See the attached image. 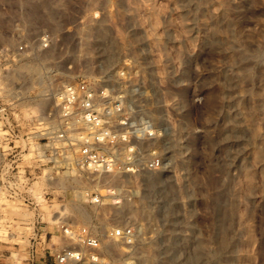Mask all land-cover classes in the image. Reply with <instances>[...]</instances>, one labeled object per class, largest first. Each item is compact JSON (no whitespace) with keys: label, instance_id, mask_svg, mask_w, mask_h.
<instances>
[{"label":"rangeland","instance_id":"rangeland-1","mask_svg":"<svg viewBox=\"0 0 264 264\" xmlns=\"http://www.w3.org/2000/svg\"><path fill=\"white\" fill-rule=\"evenodd\" d=\"M29 66L34 78L7 77ZM78 80L166 128L160 169L79 182L54 166L45 133ZM8 166L26 197L0 199V264H42L65 243L50 217L63 208L81 210L110 264H264V0H0ZM117 227L131 237L108 240Z\"/></svg>","mask_w":264,"mask_h":264},{"label":"built area","instance_id":"built-area-1","mask_svg":"<svg viewBox=\"0 0 264 264\" xmlns=\"http://www.w3.org/2000/svg\"><path fill=\"white\" fill-rule=\"evenodd\" d=\"M46 38L48 35L42 38L45 47ZM58 93L55 126L45 133L51 142L47 150L54 166L63 169L69 164L82 173H132L162 167L156 143L165 137L166 128L130 110L120 92L104 83L97 86L78 80L67 82ZM12 170L8 166L0 173V199L26 197L17 192L19 181ZM89 199L92 203L99 201L97 196ZM62 232L65 243L45 251L42 264H110L104 256L105 245L89 228L69 226ZM130 237L129 228H111L106 232L110 241Z\"/></svg>","mask_w":264,"mask_h":264},{"label":"bare ground","instance_id":"bare-ground-1","mask_svg":"<svg viewBox=\"0 0 264 264\" xmlns=\"http://www.w3.org/2000/svg\"><path fill=\"white\" fill-rule=\"evenodd\" d=\"M217 8H219V5L218 6H216ZM101 42V41H100ZM97 43H99V42H97ZM102 45V44H101ZM100 45V50L102 49V52H103V48L105 47V45H104V43H103V45L101 46ZM97 48V47H96ZM107 50H108V48H107ZM100 52V51H99ZM105 52V51H104ZM106 54V53H105ZM104 54V55H105ZM106 56H108V55H106ZM107 58V57H106ZM21 70V69H20ZM17 71V72H15V73H11V74H9V75H7V77L9 78V79H17V78H24V79H26V78H34L35 77V73H37L36 71H37V68H34V67H27V68H25V70L23 69V71ZM28 76H27V75ZM38 74V73H37ZM59 83L60 82H58V85H59ZM59 94V93H58ZM58 94H56L57 96H58ZM154 113V112H153ZM160 150V149H159ZM259 157V156H258ZM253 158V157H252ZM258 159V158H257ZM256 162V161H255ZM66 173H74V176H75V181H79L80 182V177L81 176H78L77 174H79L80 175V173H78V169L77 168H75V167H72V166H70L69 164H66ZM252 173V172H251ZM247 174V173H246ZM248 175H250V174H248ZM73 176V175H72ZM247 176V175H246ZM251 176V175H250ZM102 191V190H101ZM108 191H111L110 189L108 190ZM78 194V193H77ZM78 196L80 197H83L84 196V191H80V193L78 194ZM78 197V198H79ZM115 202V201H114ZM66 208V207H65ZM59 212H60V214H56L55 212L54 213H52L51 214V220L54 222V223H58L59 224V227L60 228H62V231H63V228H65V227H69V226H72V228L73 229H76L77 228V225L80 223L81 225H83V224H85V218H84V216H83V213L81 212V210H78L75 214H74V216H73V213H72V216H64V213H65V209L63 208V209H60L59 210ZM100 231L102 232V236H104L105 234V228H104V225H101L100 226ZM12 235H10L9 233L7 234V237H11ZM110 242V241H109ZM224 242V241H223ZM225 243V242H224ZM227 244V243H226ZM113 245V244H112ZM225 245V244H224ZM110 250V249H109ZM200 252V251H199ZM201 253V252H200ZM197 254H199V253H197ZM194 255V254H193ZM192 255V256H193ZM177 256H178V254H177ZM176 256V257H177ZM199 256V255H198ZM175 257V258H176ZM130 262V261H129Z\"/></svg>","mask_w":264,"mask_h":264}]
</instances>
